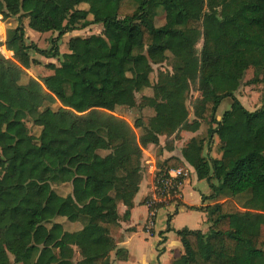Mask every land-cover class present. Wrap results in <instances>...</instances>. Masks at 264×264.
Returning a JSON list of instances; mask_svg holds the SVG:
<instances>
[{
  "label": "trees",
  "instance_id": "16d2710c",
  "mask_svg": "<svg viewBox=\"0 0 264 264\" xmlns=\"http://www.w3.org/2000/svg\"><path fill=\"white\" fill-rule=\"evenodd\" d=\"M159 10L165 23L156 26ZM0 15L1 23L17 20L0 38V47L12 52L11 57L0 53V78L7 74L15 82L38 64L31 52L59 57L54 48L27 43L23 17L58 36L102 25L100 34L68 40L69 52L59 66H46L53 73L39 79L45 93L34 94L30 108L0 100V264H110V252L117 249L112 236L117 206H132L142 150L158 147L160 135L196 131L202 121L215 128L207 140L192 138L183 157L211 188L202 200L214 203L188 207L204 211L209 227L175 231L183 254L173 264H264V0H0ZM168 54L178 74L161 73L152 84L151 64ZM250 67L254 75L248 83L263 85L254 111L235 96ZM194 83L199 96L191 121L182 102ZM146 88L153 95L143 96L140 106L156 107L162 119L132 126L115 115L117 108L137 106L136 94ZM227 98L230 109L218 120ZM101 111L108 112L104 125ZM24 120L40 127L37 137L26 126L17 128ZM214 135L219 159L203 156L205 141L211 143ZM124 146L130 148L112 164L110 152ZM177 163L170 157L160 169ZM76 177L84 179L87 199L77 203L71 194L54 192L52 185ZM243 194L250 197L241 210L231 197ZM57 217L82 229L67 232ZM89 248L93 256H85ZM116 253L121 256V250Z\"/></svg>",
  "mask_w": 264,
  "mask_h": 264
},
{
  "label": "crops",
  "instance_id": "0c3cea01",
  "mask_svg": "<svg viewBox=\"0 0 264 264\" xmlns=\"http://www.w3.org/2000/svg\"><path fill=\"white\" fill-rule=\"evenodd\" d=\"M88 19L91 20V16H89ZM94 26L100 27L101 33L102 25L100 24H91L83 29L66 33L65 35L71 34L66 39V45L70 38L80 36L79 31H82L87 28L90 29ZM68 52L69 51H67L66 53ZM62 54L65 53L62 51L61 55ZM31 57L38 62L37 65L35 64L36 67L34 68V70L37 73H42L41 77H46L53 73L51 69H48L46 67L48 64H54L55 66H59V64L57 65L54 60L51 59H48L51 60L48 62V60L37 56L34 57L31 55ZM191 113L192 111L190 112V114ZM191 116L194 117L193 113L189 115V118H191ZM219 119L220 118H218V120ZM203 122L204 121L200 123V126L196 131L181 130L178 133L173 134V147L171 148L166 147L162 142V137L159 136L158 147L161 148V151L157 155L155 153H151V150H145V148L143 149V152L149 154V157L154 158L156 162H163L170 157H174L177 160V165L171 168H181L183 172L180 186V206L175 212L173 211L172 206L165 207L167 209L168 215L167 217L165 216L163 219V222H165L163 226L159 228L154 227L150 232H147L145 230V223L148 217V209L145 206V201L152 193L154 184V173L151 172V169L148 168L147 165L145 166L144 160L141 159V178L138 184V191L132 201V206L128 208L123 203H118L117 206V211L119 214L118 227L115 231L112 232V236L115 240L117 249L110 252V264H128L131 261L132 257L134 259L142 258V261H147L146 259H148L150 256L151 258H156L158 264H173L174 260H176L183 254V246L180 238L175 233L176 230L188 228L191 230H201L202 232L207 231L209 223L207 222L206 213L197 209H189L188 207L199 208L213 204L214 201L212 200H202L203 196L207 197L211 195V188L206 180H199L197 178L195 169L183 157V149L192 138L205 140L206 137L209 135H205L202 133ZM214 128L215 124L213 129ZM177 135H179L181 138H176ZM212 140L214 141L213 145L211 143L207 144V141H205L203 156L219 159L221 157V153L219 151V139L217 135H214ZM150 145V147H156L152 144ZM103 154H105V152ZM144 159L147 160L146 158ZM108 160L112 163L109 156ZM117 163L118 159L116 161V164ZM165 168L166 166H163V169ZM77 179H80V181L83 182L81 192L83 194L84 179L81 177H76L70 183L62 185H65L67 187L65 189L67 192L65 194L60 195L65 196L67 194H71L74 200L77 203H80L75 199L74 182L77 181ZM204 182H206L207 184L202 185ZM213 182L216 183V181ZM199 185H202L201 188L197 189L198 191H195V188H197ZM85 199H87V196H85L84 193V198L81 201ZM181 214H183L182 220L179 219V216ZM194 220H196V223L194 222ZM55 222L60 223L63 226V229L67 232H78L82 229V225L80 223L68 221L65 217H57L55 219ZM87 250L88 249H85V252ZM117 250H121V256H117ZM77 256L79 255L77 254ZM77 256L74 259L75 262L80 259ZM88 256L93 255L90 254ZM123 257H125L126 259ZM151 264L157 263L154 262Z\"/></svg>",
  "mask_w": 264,
  "mask_h": 264
},
{
  "label": "rangeland",
  "instance_id": "374dc122",
  "mask_svg": "<svg viewBox=\"0 0 264 264\" xmlns=\"http://www.w3.org/2000/svg\"><path fill=\"white\" fill-rule=\"evenodd\" d=\"M4 21V20H3ZM0 23V38L3 37V35H5V31L8 28H12L14 26L17 25V20L16 18H10L7 19L6 22L4 21V24ZM38 21V20H37ZM33 20L28 19V18H22L21 19V23L24 26L25 29V33L27 36V43H34L39 49L42 50H50L51 48H54V52L57 51V53L59 54V57L56 58H48L46 56H43L41 54H38L36 52H31V55L34 57H40L43 59H51L54 60V62L58 65L60 64V61L62 60V55L61 52L63 51L64 53H66L68 51L67 45H66V39L67 37H69L71 34H67L63 36H58L57 32H47V33H43L40 31V27L38 25V23H33ZM11 23V24H9ZM165 23V14L163 13L162 10H159L157 17L155 18V25L156 26H161ZM6 29V30H5ZM79 35L82 37L88 36L90 34H99L100 33V27H92L90 29H84L82 31H79ZM54 40V43H53ZM202 40L199 41V43L197 44V48L200 50L202 47ZM8 56H11L9 53H7ZM51 60H48L51 61ZM172 62H173V58L171 56V54H168L166 60L160 64H151L149 71H150V80L152 82V84H155L158 80V78H160V74L161 73H165V72H170V73H174V74H178L177 72L173 71L172 68ZM37 65V64H36ZM36 66H31L30 69L26 70L27 76H24L21 78L20 81L15 82L13 81L7 74H4L1 78H0V100L11 104L13 106H23L25 108H30L32 105V97L34 94H39V95H44L45 93V89L42 86L41 82L39 81V79L41 78L42 73H37L34 68ZM46 68V67H45ZM47 69V68H46ZM190 68H187V71H190ZM51 73V72H50ZM254 75V68L250 67L246 73H245V77L242 81V84L240 86V88L237 90V92L235 93V96L239 99V101L243 104L244 107H246L249 110H256L257 108L260 107V98H261V93L263 91V85L260 83L257 84H249L248 82L253 78ZM152 96L153 95V89L152 88H146L143 91L139 92L136 94V101H137V106L133 107V108H126V107H120L117 108L115 110V115L125 119L128 123H130L132 126H134V124L138 121L141 120L143 124L148 125L150 123V121L153 118L156 119H162L160 112L157 110L156 107H145V106H140L141 100L143 96ZM199 96V92L197 90V84L194 83L191 86L190 92L187 96V98L182 102L183 105L185 107H188V109L190 110V112L192 111V102L193 100ZM231 106V99L227 98L224 99L223 102L220 104L217 112H216V119L220 118L221 115L223 114L224 111L229 110ZM53 109H56L57 106H53ZM192 114V113H191ZM190 114V115H191ZM108 115L107 111H101L100 114V119L99 122L101 125L105 124V118ZM191 116V118L189 120H193ZM21 126H26L29 129V132L37 137L40 133V127L35 126L32 124V122L30 120L26 121H22L21 123H19L17 125L18 127ZM214 127V123L210 122V121H204L203 125H202V129H203V134H209V132L213 129ZM135 133L137 135H140L141 133V129L140 128H135L134 129ZM160 137H162V142L166 147H173V135L169 136L166 134L160 135ZM176 138H181L179 135H177ZM208 139V138H207ZM214 141H211V144L213 145ZM59 143H53L52 146L56 147L58 146ZM151 145L147 146L145 148V150H151V153H155L156 155L159 154V152L161 151L160 147H150ZM130 146H124L120 149L115 150V152H110L109 157L110 160L112 161L113 164L116 165V161L119 158V156L122 154L123 151H125L126 149H129ZM127 151V150H126ZM23 151L21 150L20 153H22ZM1 154V152H0ZM148 159L149 154H146L143 152L142 150V158L144 160V164L146 166V160L144 159ZM160 161H157V165L160 168ZM201 184V183H200ZM207 183L204 182L202 185H206ZM82 185L83 182L80 181V179H77V181L74 182V191H75V199L78 202H81V200L84 198V193L82 194ZM202 185H199L197 188H195V191H198L197 189H200ZM54 192L58 193V194H65L67 191L65 190L67 187L64 185H52ZM227 195H223L222 197H220V200H223L226 198ZM249 194H243V195H238L235 197H231L235 203L237 204V206L239 207V209L242 210V208L244 206H246L248 200H249ZM210 201V199H208ZM167 209L166 208H161L158 210L157 212V216H156V220H155V228H159L162 227L163 224L165 222H163L164 217H167ZM179 219H183V214H181L179 216ZM196 219V218H195ZM196 220H194L195 222ZM196 223V222H195ZM196 225V224H195ZM53 238H49L46 241V245H51L53 242ZM93 255V249L89 248V250H87L85 252V256L88 255ZM80 258V256H77ZM147 261H142V258H133L131 259V263L129 262L128 264H151V263H157L158 261L156 258H151V256L146 259ZM153 261V262H152Z\"/></svg>",
  "mask_w": 264,
  "mask_h": 264
},
{
  "label": "built area",
  "instance_id": "2783aa9c",
  "mask_svg": "<svg viewBox=\"0 0 264 264\" xmlns=\"http://www.w3.org/2000/svg\"><path fill=\"white\" fill-rule=\"evenodd\" d=\"M0 53L5 57L12 56V52L6 50L4 46L0 47ZM7 53L11 56H8ZM146 165L154 173L152 193L145 201V206L148 209L145 230L150 232L155 227V220L159 209L172 206L175 212L179 208L181 200L180 186L183 172L181 168L166 167L165 169H160L154 158L147 159Z\"/></svg>",
  "mask_w": 264,
  "mask_h": 264
}]
</instances>
